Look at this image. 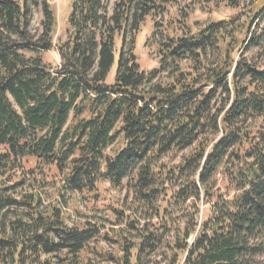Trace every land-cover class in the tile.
I'll return each mask as SVG.
<instances>
[{
	"label": "trees",
	"instance_id": "trees-1",
	"mask_svg": "<svg viewBox=\"0 0 264 264\" xmlns=\"http://www.w3.org/2000/svg\"><path fill=\"white\" fill-rule=\"evenodd\" d=\"M196 1L237 12L170 34L155 17L179 0L111 15L74 0L53 68L50 3L36 36L29 0H0V264H264V0ZM152 17L146 71L135 40ZM44 165L65 191L124 197L101 224L69 225L35 188Z\"/></svg>",
	"mask_w": 264,
	"mask_h": 264
},
{
	"label": "rangeland",
	"instance_id": "rangeland-1",
	"mask_svg": "<svg viewBox=\"0 0 264 264\" xmlns=\"http://www.w3.org/2000/svg\"><path fill=\"white\" fill-rule=\"evenodd\" d=\"M44 1L50 3L56 17V26L53 33L54 48L44 55V59L49 66L55 68L61 63L58 45L68 39L71 30L69 18L72 13L74 0H29L31 9L30 29L36 36L42 33ZM102 1L107 4V13L111 15L116 0ZM235 12L237 10L225 7L224 4H221L219 8L213 7L210 10L209 6L204 3H199L196 0H179L177 4L170 7L165 15L157 16L155 19L157 18V29L159 31H166L172 34L173 32L181 33L182 30L180 29L185 30L187 28L185 22L195 31L198 27L197 24L202 25L213 19L217 20L233 15ZM155 19L153 17L147 19L135 40V53L141 68L146 71H150L159 66L160 57L156 43L157 38H154ZM120 44L121 42L119 41L118 47H120ZM248 55L251 56L252 51L248 52ZM116 68L117 61L108 76V81H113ZM3 151H5V147L0 146V153ZM33 167V160L26 162L24 171L28 174L29 168L32 169ZM41 169L43 172L38 173L37 178L40 177L39 179H42L44 183L40 187L35 184V188L41 192L46 202L58 204L61 202L60 205L63 206L66 221L69 225H73L76 221H92L101 224L100 221H106V219L111 217L110 211L107 209L108 205L118 202L124 197L125 191L114 188L108 182L100 184L97 195L88 194L84 196L72 190L65 191V189L63 190L62 175L55 167L44 165ZM22 173V171L16 172L15 179H18ZM63 194H65V198L62 197ZM106 227L105 231L109 228L108 222H106ZM100 244L107 248L105 241L100 242Z\"/></svg>",
	"mask_w": 264,
	"mask_h": 264
}]
</instances>
